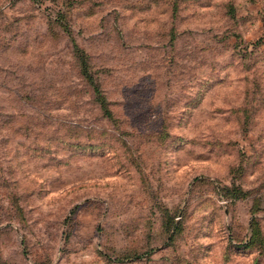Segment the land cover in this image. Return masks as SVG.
Here are the masks:
<instances>
[{
  "label": "rangeland",
  "instance_id": "rangeland-1",
  "mask_svg": "<svg viewBox=\"0 0 264 264\" xmlns=\"http://www.w3.org/2000/svg\"><path fill=\"white\" fill-rule=\"evenodd\" d=\"M0 264H264V0H0Z\"/></svg>",
  "mask_w": 264,
  "mask_h": 264
}]
</instances>
